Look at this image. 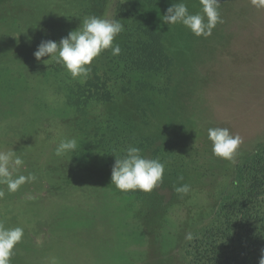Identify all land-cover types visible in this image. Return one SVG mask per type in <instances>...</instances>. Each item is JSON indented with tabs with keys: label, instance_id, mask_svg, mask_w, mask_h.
Returning <instances> with one entry per match:
<instances>
[{
	"label": "rangeland",
	"instance_id": "obj_1",
	"mask_svg": "<svg viewBox=\"0 0 264 264\" xmlns=\"http://www.w3.org/2000/svg\"><path fill=\"white\" fill-rule=\"evenodd\" d=\"M147 1L150 8L143 13L144 21L157 31L152 36L153 46L134 57L146 60L150 69L158 72L156 81L165 82L169 77L170 83L166 93L153 99L151 120L152 115L141 122L145 123L141 127L135 123L138 120L131 122L128 135L123 125L115 124V132L108 136L114 143L109 145L107 159L97 154L104 140L97 134L105 129L103 125L99 131L93 129L91 113L88 111L87 117L84 112V106L107 97L101 75L91 69L83 83L80 78H58L55 73L64 67L55 62L45 65L42 61L48 57L38 62L33 56L42 40L61 39L54 40L55 36L45 33L66 28L59 33L66 37L93 11L87 14L86 8L76 7L71 0H0V66L17 64L15 71L33 88L28 100L20 104L25 106L21 116L0 115V151L12 150L24 161L14 175L36 177L19 188L11 205L0 204V211H17L36 197L57 203L62 200L56 197L58 190L65 200L76 197L66 202L69 205L89 206L91 200L81 192L85 188L82 180L75 183L69 171L55 178L50 171L53 163L60 161L56 148L65 139L77 141L75 152L68 158L70 167L86 164L97 154L87 167L100 175L108 172L109 181L114 158L123 157L130 146L138 147L145 158L165 165L163 183L150 193L121 192L111 185L118 196L96 221L100 230L105 229L102 237L107 245L98 249L111 256L100 254L95 264H109L108 258L113 264H195L196 242H207L210 228L222 223L218 213L221 204L228 203L226 197L232 189L238 191L247 185L250 159L264 152V9L254 7L251 0H218L223 23L205 38L194 36L181 23L167 25L161 20L173 3H185L191 14L201 12L199 0ZM116 2L110 0L93 16L113 20ZM77 12L85 17H78ZM70 17L75 19L72 30L65 24ZM123 85L128 83L119 80L118 87L112 86L113 92H117L116 87L125 90ZM129 98L123 95L119 104L114 103L123 117L133 116L134 99ZM36 104L47 116L35 110ZM107 104L108 109L114 107L110 100ZM101 110L99 106L95 112L100 115ZM94 119L98 124L97 116ZM215 127L228 128L242 138L233 162L213 155L207 130ZM184 184L189 186L188 193H177L175 189ZM3 187L7 188L0 184ZM16 247L10 264L19 261L20 248Z\"/></svg>",
	"mask_w": 264,
	"mask_h": 264
},
{
	"label": "trees",
	"instance_id": "obj_2",
	"mask_svg": "<svg viewBox=\"0 0 264 264\" xmlns=\"http://www.w3.org/2000/svg\"><path fill=\"white\" fill-rule=\"evenodd\" d=\"M71 1L78 8L79 6L86 8L87 14L93 11L88 16L95 15V10H103L104 6L110 2V0ZM149 8L150 4L147 0H117L113 10V20H120L123 31L113 43L119 44L120 54L113 56L111 50H106L90 65L97 75L98 73L101 75V82L106 86L104 94L107 97H104V101H98L99 103L92 101L89 105L84 106V112L87 117L90 116L88 111L91 113L90 120L93 123V129L99 131L102 125L105 129L104 133L97 134L104 138L97 154L102 153L107 159L111 154V151L108 150L109 145L114 143L113 137L108 136L115 132V124L123 125V129L127 131L126 135H128L131 134L128 133L131 122L138 120L139 122L135 123L141 127L142 124H145L141 122L150 115H152L149 118L151 120L154 116V111H152L154 100L167 92L164 89L170 83L169 77L165 82L156 81L155 75L158 72H155V69H150L146 60L135 59V53L153 46L152 36L157 30L149 26L143 18V13ZM74 14H77L78 17H85L79 12ZM72 22H75L73 17L65 21L66 26L70 27L68 30H72ZM66 30V28L63 31L53 30L44 35L55 36L54 40H56L63 38L64 35H59V33H64ZM16 67L17 64L11 63L0 66V115H5V117L10 113L21 116L25 106L20 104L24 103V100H28L33 90L22 78V75L15 71ZM59 70L55 73L58 78L74 81L70 75L64 72L65 69L60 68ZM119 80L124 81L125 84L128 83V86L123 85L126 87L125 90L117 89ZM113 85L117 86V92H113ZM150 89L153 91L151 94L149 93ZM118 94L134 99L133 116L126 114L123 117L121 115L118 109L119 105L115 104H119V98L123 95L118 97ZM139 95L141 99H139ZM173 98V95L170 94L169 99ZM107 100H110L112 105L115 103L114 107L108 109ZM35 101L38 104V96ZM37 104L34 106L35 110H41L47 116V112ZM99 106H102L100 115L95 112ZM96 116L98 124L94 121ZM138 135L141 137V132ZM167 147L170 150L173 149L171 144H168ZM94 153L96 154V151ZM70 155L71 153L58 157L60 161L53 163L54 166L50 170L52 176L58 178L69 171L71 180L75 183L82 180V183L85 184V188L81 192L91 200V203L85 208H81L78 204L74 207L73 204L69 205L71 203L66 202L71 201V198L77 200L76 197L69 196L70 199L65 200L63 199L65 195H62V191L58 190L56 197L58 196L57 198L65 202L60 200L53 203L50 199L36 197L27 205H21L17 211L6 209L0 211V224H3L5 228L21 227L24 230L21 242L16 245L20 250L18 252L19 261L15 264H95L103 255L104 257L111 256L98 249V247L103 248L107 245L102 237L105 229L101 228L100 230L96 221L99 220L100 215L103 216L106 213L107 206L118 195L114 194L111 189L108 172L107 175H100L93 168L87 167L93 162L96 155L92 156L88 163L80 164L79 162L72 167L68 165ZM77 155L76 152V157ZM250 160L251 166L248 167L250 177L247 185L238 191L235 188L232 189L226 197L228 203L220 206L218 213L223 219L222 223H218V225L216 223L210 228L206 234L207 242L203 244L196 242L195 264H259L261 250L264 249V152L261 151ZM55 189L57 190L59 187L55 186ZM0 190L5 193V198L0 199V204L6 202L7 205L14 202L12 197L19 191L18 189L11 193L4 187ZM96 198L99 201H96ZM98 208H101V213H98ZM108 259V263L113 264L112 260Z\"/></svg>",
	"mask_w": 264,
	"mask_h": 264
},
{
	"label": "clouds",
	"instance_id": "obj_3",
	"mask_svg": "<svg viewBox=\"0 0 264 264\" xmlns=\"http://www.w3.org/2000/svg\"><path fill=\"white\" fill-rule=\"evenodd\" d=\"M201 12L191 14L185 3H173L162 16V22L167 25L181 23L196 37H208L218 23L223 20L218 11V0H199ZM254 7L264 9V0H251ZM123 31L120 20L102 19L96 16L84 18L82 24L75 31L69 32L59 42L42 40L33 56L36 61L48 57L42 62L60 64L72 79L80 78L86 82L90 77L93 60L106 50H111L113 56L120 54L119 44H114L115 38ZM208 139L212 144V153L224 161L233 162L240 145L243 143L239 135H233L228 128L215 127L207 130ZM77 141L75 138L62 140L56 148L57 156H64L75 152ZM24 161L16 152L0 151V184L7 187V191L14 193L27 182L36 177L29 174L14 175ZM165 165L158 159H148L141 155L138 147H128L123 157L114 158L111 169V185L121 192L142 191L152 192L163 183ZM180 180L183 177L179 178ZM177 193L187 194L189 186L184 184L175 189ZM5 193L0 190V199ZM21 227L5 228L0 224V264H10L13 249L23 238ZM189 239L191 236L189 235ZM259 264H264V249L261 250Z\"/></svg>",
	"mask_w": 264,
	"mask_h": 264
}]
</instances>
